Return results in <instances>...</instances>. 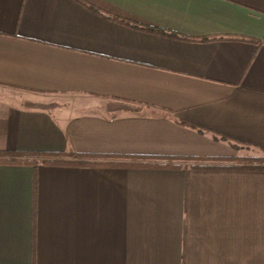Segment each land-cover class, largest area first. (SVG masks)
<instances>
[{
	"label": "crops",
	"instance_id": "0c3cea01",
	"mask_svg": "<svg viewBox=\"0 0 264 264\" xmlns=\"http://www.w3.org/2000/svg\"><path fill=\"white\" fill-rule=\"evenodd\" d=\"M26 152L176 166L0 164V264H264V169L169 160L264 156V0H0Z\"/></svg>",
	"mask_w": 264,
	"mask_h": 264
},
{
	"label": "trees",
	"instance_id": "16d2710c",
	"mask_svg": "<svg viewBox=\"0 0 264 264\" xmlns=\"http://www.w3.org/2000/svg\"><path fill=\"white\" fill-rule=\"evenodd\" d=\"M119 20V19H118ZM122 21V20H120ZM133 27L153 31L162 35L170 36V37H180L179 35L173 34L171 32H166L159 29L147 28L136 23L123 21ZM49 155V156H48ZM47 157H53L52 159H48ZM97 156H86L82 154H77L74 152L69 153H58V154H44V153H35V152H26V153H14L9 157L0 158V164H9V165H33L37 166L39 163L44 164H61V165H83V166H95V165H120V166H128V167H173L176 166L174 164H164L161 162L150 161V159H162V158H147L141 156H112L107 155L103 158L106 159H124L125 162L115 163L109 160L105 161H96ZM176 159H188L195 161H217V162H242L248 163L251 165H256L260 168L264 169V156L260 157H237V158H174L170 157L169 160ZM168 160V159H165Z\"/></svg>",
	"mask_w": 264,
	"mask_h": 264
},
{
	"label": "rangeland",
	"instance_id": "374dc122",
	"mask_svg": "<svg viewBox=\"0 0 264 264\" xmlns=\"http://www.w3.org/2000/svg\"><path fill=\"white\" fill-rule=\"evenodd\" d=\"M249 157H251V156H249Z\"/></svg>",
	"mask_w": 264,
	"mask_h": 264
}]
</instances>
